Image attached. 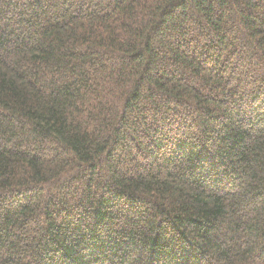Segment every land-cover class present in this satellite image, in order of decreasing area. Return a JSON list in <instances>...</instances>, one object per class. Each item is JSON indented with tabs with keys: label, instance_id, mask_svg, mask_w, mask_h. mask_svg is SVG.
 I'll return each instance as SVG.
<instances>
[{
	"label": "trees",
	"instance_id": "16d2710c",
	"mask_svg": "<svg viewBox=\"0 0 264 264\" xmlns=\"http://www.w3.org/2000/svg\"><path fill=\"white\" fill-rule=\"evenodd\" d=\"M0 264H264V0H0Z\"/></svg>",
	"mask_w": 264,
	"mask_h": 264
}]
</instances>
